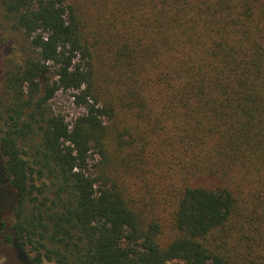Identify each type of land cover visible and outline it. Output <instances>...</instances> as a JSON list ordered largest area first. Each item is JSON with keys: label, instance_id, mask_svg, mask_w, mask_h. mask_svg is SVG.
I'll return each instance as SVG.
<instances>
[{"label": "trees", "instance_id": "16d2710c", "mask_svg": "<svg viewBox=\"0 0 264 264\" xmlns=\"http://www.w3.org/2000/svg\"><path fill=\"white\" fill-rule=\"evenodd\" d=\"M0 6L33 50L1 84L2 250L264 264V0ZM60 89L84 109L71 124Z\"/></svg>", "mask_w": 264, "mask_h": 264}, {"label": "rangeland", "instance_id": "374dc122", "mask_svg": "<svg viewBox=\"0 0 264 264\" xmlns=\"http://www.w3.org/2000/svg\"><path fill=\"white\" fill-rule=\"evenodd\" d=\"M90 0H85L87 5ZM87 11H91L92 7H85ZM32 48L29 45L27 37L19 30L15 29L11 23L4 17V12L0 6V91L2 80L5 72L10 67L19 66L23 61L32 54ZM72 90H57L48 102V107L53 113L64 116L68 123H72L74 119L84 112V109L76 106L73 101ZM4 99L1 94L0 98ZM1 117V114H0ZM1 123V120H0ZM1 132V130H0ZM99 160L96 153L88 158L89 165L95 164ZM6 195L0 184V206L6 207V199L1 198ZM0 264H27L18 256L15 248L10 244L2 250L0 248ZM42 264H56L53 260H44Z\"/></svg>", "mask_w": 264, "mask_h": 264}]
</instances>
